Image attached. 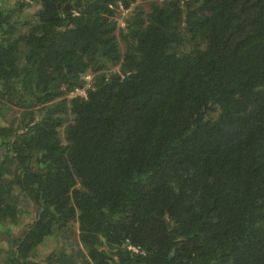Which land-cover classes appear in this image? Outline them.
Instances as JSON below:
<instances>
[{
  "label": "trees",
  "instance_id": "obj_1",
  "mask_svg": "<svg viewBox=\"0 0 264 264\" xmlns=\"http://www.w3.org/2000/svg\"><path fill=\"white\" fill-rule=\"evenodd\" d=\"M6 111L0 264H264V0H0Z\"/></svg>",
  "mask_w": 264,
  "mask_h": 264
},
{
  "label": "rangeland",
  "instance_id": "obj_2",
  "mask_svg": "<svg viewBox=\"0 0 264 264\" xmlns=\"http://www.w3.org/2000/svg\"><path fill=\"white\" fill-rule=\"evenodd\" d=\"M137 6L141 7L143 11L148 12L150 9V4L148 2H138ZM36 6L31 4V6L26 7L25 10L22 11L21 14H15V17H18L17 20L20 22L24 21L31 17L33 11L36 10ZM131 9H128L123 12H119L116 16L117 28L124 27V18H127L130 14ZM117 70L114 68L113 70ZM13 113L6 111L0 114V125L4 123V121H8L12 118ZM18 117V115H17ZM15 234H20V225L14 228ZM1 245V244H0ZM78 245L77 233H72V236L69 241H60L58 242L55 238H47L44 242L38 246L35 250L36 258L38 260H43L46 256L50 254L52 250L62 251V252H70L72 250H76ZM79 246V245H78Z\"/></svg>",
  "mask_w": 264,
  "mask_h": 264
},
{
  "label": "built area",
  "instance_id": "obj_3",
  "mask_svg": "<svg viewBox=\"0 0 264 264\" xmlns=\"http://www.w3.org/2000/svg\"><path fill=\"white\" fill-rule=\"evenodd\" d=\"M123 11H124V10H122V9L120 10V12H123ZM78 94H80V95H84V91H83V90H82V91H79Z\"/></svg>",
  "mask_w": 264,
  "mask_h": 264
}]
</instances>
